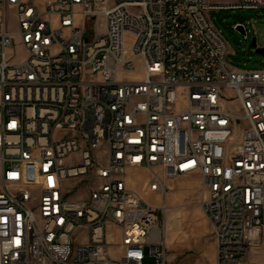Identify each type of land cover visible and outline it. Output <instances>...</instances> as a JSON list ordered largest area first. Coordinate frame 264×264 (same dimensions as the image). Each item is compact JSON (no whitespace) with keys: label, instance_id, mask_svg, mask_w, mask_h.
Returning a JSON list of instances; mask_svg holds the SVG:
<instances>
[{"label":"built area","instance_id":"2783aa9c","mask_svg":"<svg viewBox=\"0 0 264 264\" xmlns=\"http://www.w3.org/2000/svg\"><path fill=\"white\" fill-rule=\"evenodd\" d=\"M219 9L264 0H0V264H167L168 180L192 175L214 264L264 247V68L229 64Z\"/></svg>","mask_w":264,"mask_h":264},{"label":"rangeland","instance_id":"374dc122","mask_svg":"<svg viewBox=\"0 0 264 264\" xmlns=\"http://www.w3.org/2000/svg\"><path fill=\"white\" fill-rule=\"evenodd\" d=\"M208 1L211 3H233L238 0ZM209 15L226 40L228 45L227 60L231 66L241 69L264 68V53H257L255 48L250 45L254 37L257 46L264 45V10L219 9L211 10ZM236 24L245 25V35L235 29ZM138 64L137 61L136 65ZM95 154L98 161L103 163L102 150ZM124 177L130 188L140 193L147 201L154 205H159L163 201L160 194L153 193L146 188V183L150 179L149 170H126ZM199 182L198 175L180 176L168 182L170 191L164 196L166 210L163 217L164 241L168 250L167 264H210L204 247L202 246L201 249L196 247L194 239L192 242H188L193 229H200L202 223ZM68 183L74 184L76 187L72 196L87 195L89 183L79 178L70 179ZM177 241H181L183 245L179 251H175L174 248ZM249 255L252 260L250 264H264V247L255 248ZM247 261L245 264L248 263ZM144 264H153V261L146 259Z\"/></svg>","mask_w":264,"mask_h":264},{"label":"crops","instance_id":"0c3cea01","mask_svg":"<svg viewBox=\"0 0 264 264\" xmlns=\"http://www.w3.org/2000/svg\"><path fill=\"white\" fill-rule=\"evenodd\" d=\"M170 180L171 179H169L168 182ZM201 216H202L201 228L200 229H198V228L193 229L192 235L189 237L190 240L188 242H192V240L194 239L195 240L194 244L196 247H198L199 249L204 247V252L208 256L209 263L214 264V261H215V242H214V237H213L212 226L209 223V221L206 219V217L203 215V213ZM182 247H183V245H182L181 241H177L174 245L175 251H179ZM253 250H255V249H252L249 252V254ZM249 254L247 257L248 261L246 260L248 262L247 264H250L252 262Z\"/></svg>","mask_w":264,"mask_h":264},{"label":"water","instance_id":"95a60500","mask_svg":"<svg viewBox=\"0 0 264 264\" xmlns=\"http://www.w3.org/2000/svg\"><path fill=\"white\" fill-rule=\"evenodd\" d=\"M235 29L238 30V31H240L244 35L246 34V31H245L244 27L242 25H240V24L236 25L235 26ZM250 45L255 48V51L257 53H261V54L264 53V45L263 46H257L256 38L255 37L252 39Z\"/></svg>","mask_w":264,"mask_h":264}]
</instances>
